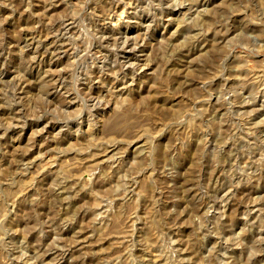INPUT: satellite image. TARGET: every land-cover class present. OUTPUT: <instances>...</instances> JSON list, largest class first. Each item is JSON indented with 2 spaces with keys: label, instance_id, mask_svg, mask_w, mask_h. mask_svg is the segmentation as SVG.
I'll return each mask as SVG.
<instances>
[{
  "label": "rangeland",
  "instance_id": "1",
  "mask_svg": "<svg viewBox=\"0 0 264 264\" xmlns=\"http://www.w3.org/2000/svg\"><path fill=\"white\" fill-rule=\"evenodd\" d=\"M159 1L117 82L90 0H0V264H264V0Z\"/></svg>",
  "mask_w": 264,
  "mask_h": 264
},
{
  "label": "bare ground",
  "instance_id": "2",
  "mask_svg": "<svg viewBox=\"0 0 264 264\" xmlns=\"http://www.w3.org/2000/svg\"><path fill=\"white\" fill-rule=\"evenodd\" d=\"M49 1V8L51 11L56 9V5L54 2V0H47ZM58 2H64L65 0H57ZM109 1V0H107ZM105 0H90V7L92 8V10L94 11L95 14H98L99 18H100V22L104 23V26L101 27L98 30V33H101L103 35V44L105 45H110L112 44L113 47H115V50L113 51H109L106 50L107 56L106 59L109 60H123V71L120 70L118 73L115 74V78L116 81H122L124 79H127L129 76H134L135 75V68H133V66H141L144 67L143 65H139L141 63V58H139L138 56H136L135 52L140 48V43L141 41H139L137 38H133V29L130 28L129 26L124 27V25H127V22L125 21H129L132 19V16H135L137 18H142L143 16L139 15L138 10L140 9V7H142L141 5L143 4H147L150 1H154V0H111L109 2H107ZM210 0H200L199 2L197 1V4L192 5L189 9H187V13L189 16H195V14H197V16L201 15L200 8H205ZM41 2V1H39ZM57 2V3H58ZM163 0H160L159 3H162ZM70 6V5H69ZM150 8L154 7V4L149 5ZM178 6V5H175ZM135 7V8H133ZM155 9V7H154ZM129 10H134V13L131 14L129 12ZM100 11V13H99ZM178 9L173 8L172 10H169L168 13L166 14V18L172 16L173 18L177 15ZM181 10H179L180 12ZM206 13L203 14L202 16H206ZM150 14V11L148 13V15ZM185 16V14H184ZM189 18H193V17H186V19ZM146 19L145 18H142ZM93 21L95 22V18L93 19ZM34 22V21H33ZM35 24H40L42 23V21H36L34 22ZM61 26L59 28V31L55 34V35H44V37L46 38V40H44L43 42H39V43H35L34 40H31V43H28V47L32 48L34 51H36L37 53L40 52L41 48H45L48 47L49 48V53L50 56H54L57 52H59V50H61L63 47L65 46L66 41H68V39H66L67 35L69 34V27H71L73 24H68L69 21H63L61 22ZM38 32H41L42 34L46 33L45 27L43 26L42 28H40L38 30ZM51 37V38H50ZM142 43H144V40L142 41ZM142 53H144V51H142ZM75 58V57H74ZM183 61V60H182ZM36 63V62H34ZM37 64V63H36ZM109 67L105 66L104 70L108 69ZM126 69V70H125ZM111 70V69H110ZM109 70V71H110ZM100 75H102V77H109V75H106L103 70L99 69L98 70V74L96 75V78L99 77ZM63 78L61 77L59 80L56 81V83H59L61 89L63 88L64 90V82H63ZM103 79V78H102ZM264 80V76H258L256 75V79L253 82H256L257 84L261 83ZM101 83L104 85L111 83V81L104 79L101 81ZM115 85V83H114ZM103 89V88H102ZM99 90V88L96 87H91V89H89L87 96H86V100L88 98V96H95V92H97ZM98 99H96L95 97H91V101H96ZM68 107L72 106V103L69 102L67 104ZM98 103L94 104V108H97ZM264 108V105H263ZM15 110V109H14ZM258 115H261L260 117L264 118V109H262ZM56 128V127H55ZM54 128V129H55ZM107 151H105L106 153ZM26 159L23 158L22 162H24ZM119 165H118V169L115 172H121L123 170L122 168V163L121 160H118ZM239 192L238 188L236 191H230L231 194L227 193L226 195L231 198L229 199H225L224 201H222V207L219 208L218 210L221 211V213L223 214V216H225L226 214H228L232 207L234 206L233 201H234V197L236 195V193ZM235 193V195L233 196V194ZM65 193H62L60 196L57 197V200L62 203V196ZM99 210L95 209L94 210V214L96 215H100V213L98 212ZM67 253V252H66ZM66 253L59 255V257L61 258V260L63 261Z\"/></svg>",
  "mask_w": 264,
  "mask_h": 264
}]
</instances>
